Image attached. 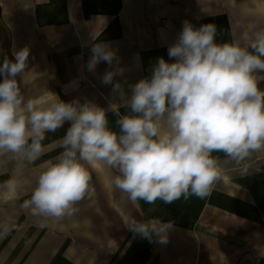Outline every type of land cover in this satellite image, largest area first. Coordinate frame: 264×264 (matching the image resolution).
<instances>
[{"label": "crops", "instance_id": "0c3cea01", "mask_svg": "<svg viewBox=\"0 0 264 264\" xmlns=\"http://www.w3.org/2000/svg\"><path fill=\"white\" fill-rule=\"evenodd\" d=\"M186 20L195 26L215 24L218 42L239 40L244 31L264 28V0H0V62L4 54L11 57L28 47L21 81L26 97L45 105L58 97L103 108L117 103L125 114L128 109L112 85L102 83L104 73L123 68L114 82H121L130 97L129 85L147 77L159 57L169 60L168 47ZM96 43L110 45L117 60L90 72L87 62ZM257 77L264 89V73ZM107 116L116 130L117 115L109 111ZM67 127L46 134L44 153L34 163L0 156V225L8 227L6 233L0 229V264H218L212 260L220 256L213 233L239 243L242 252L234 259L233 247L230 264L264 259V150L239 164L213 153L222 178L211 195L181 197L172 204L133 203L114 187L116 170L88 166L95 193L76 205L73 216L55 221L31 215L23 202L48 162L62 153ZM12 178L15 191L4 187ZM151 218L172 222L167 243L127 227Z\"/></svg>", "mask_w": 264, "mask_h": 264}, {"label": "clouds", "instance_id": "9594fccd", "mask_svg": "<svg viewBox=\"0 0 264 264\" xmlns=\"http://www.w3.org/2000/svg\"><path fill=\"white\" fill-rule=\"evenodd\" d=\"M87 69L99 63L112 66L116 52L96 43ZM30 49L24 47L0 62V156L34 163L44 153L47 133L68 125L63 151L48 162L22 207L31 215L61 221L73 216L76 205L95 189L88 166L103 164L118 172L114 187L136 203L172 204L191 196L209 197L221 180L218 159L223 153L241 163L264 150V89L257 73H264V28L244 31L239 40L218 42L213 23L195 26L184 21L169 60L159 57L150 74L129 85L114 82L124 69L112 67L102 83L112 85L128 112L117 103L103 108L79 99L41 104L21 88ZM109 111L117 115L110 126ZM87 165V166H86ZM17 189L15 178L5 182ZM127 227L150 241L168 242L172 222L157 218L131 221ZM3 232L8 227L0 225Z\"/></svg>", "mask_w": 264, "mask_h": 264}, {"label": "rangeland", "instance_id": "374dc122", "mask_svg": "<svg viewBox=\"0 0 264 264\" xmlns=\"http://www.w3.org/2000/svg\"><path fill=\"white\" fill-rule=\"evenodd\" d=\"M207 227H205V230L203 231V233L206 235V238H209V235L211 236V232L210 230L206 229ZM212 235H216V239H214L213 241V246L216 250H218L220 252V256L215 257L213 256L212 260H217L218 264H230V262L232 261V258L230 256H228V254L232 253V248L234 247V253L236 255V257L234 259L237 258V255L239 253H241L242 251L238 249L237 246H239L238 242H232V240H226L221 238V236H218L217 233H213ZM251 254L254 255H258L260 252L255 250V249H251L250 250ZM254 264H264V259H257L254 260L253 262Z\"/></svg>", "mask_w": 264, "mask_h": 264}, {"label": "built area", "instance_id": "2783aa9c", "mask_svg": "<svg viewBox=\"0 0 264 264\" xmlns=\"http://www.w3.org/2000/svg\"><path fill=\"white\" fill-rule=\"evenodd\" d=\"M80 80V79H79Z\"/></svg>", "mask_w": 264, "mask_h": 264}, {"label": "trees", "instance_id": "16d2710c", "mask_svg": "<svg viewBox=\"0 0 264 264\" xmlns=\"http://www.w3.org/2000/svg\"><path fill=\"white\" fill-rule=\"evenodd\" d=\"M62 96V95H61Z\"/></svg>", "mask_w": 264, "mask_h": 264}]
</instances>
